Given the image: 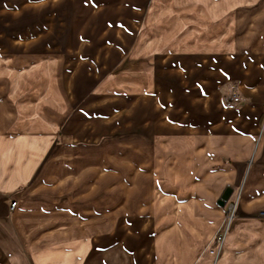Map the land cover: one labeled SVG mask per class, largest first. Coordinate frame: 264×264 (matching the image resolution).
Wrapping results in <instances>:
<instances>
[{
  "label": "rangeland",
  "instance_id": "374dc122",
  "mask_svg": "<svg viewBox=\"0 0 264 264\" xmlns=\"http://www.w3.org/2000/svg\"><path fill=\"white\" fill-rule=\"evenodd\" d=\"M181 3L191 5L185 12L192 16L178 19L167 8ZM196 19L203 28H194ZM190 27L198 30V51L208 41L213 50H223V38L243 28L241 51L264 52V0H0V110L7 114L0 133L14 152L8 164L18 165L23 152L34 147L44 156L29 185L57 182L60 198L70 196L83 213L102 209V203L104 212L117 205L120 212L151 216L165 203L171 209L176 186L188 179L180 175L188 166L185 154L177 151L173 126L176 120L190 121L194 100L190 86L182 88L174 77L181 58L165 63L170 49L145 53L143 40L178 37ZM143 79L146 94L158 89L145 111ZM219 90L220 102L235 105L229 97L239 95L238 82ZM27 136H44L50 143L22 144ZM14 138H21L18 144L11 143ZM189 148L183 143V152ZM45 189L41 196L46 199L58 195ZM21 190L0 194V205ZM224 195L227 190L222 202ZM237 196H227L226 226L236 213ZM8 216L0 208V217ZM7 229L0 224L1 232Z\"/></svg>",
  "mask_w": 264,
  "mask_h": 264
},
{
  "label": "crops",
  "instance_id": "0c3cea01",
  "mask_svg": "<svg viewBox=\"0 0 264 264\" xmlns=\"http://www.w3.org/2000/svg\"><path fill=\"white\" fill-rule=\"evenodd\" d=\"M189 7L167 5L178 19L192 16L185 12ZM195 24L194 28L204 27L197 19ZM242 29L235 28L233 37L223 38V50H213L208 41L198 51V30L193 32V27L178 37H157L151 43L152 35H148L143 40L144 52L170 49L162 57L165 63L181 58L180 64L175 62L179 68L174 77L182 88L185 83L190 86L194 100L190 121L176 120L173 126L177 151L185 154L188 166L180 175L188 179L176 186L179 189L169 204L172 208L167 209L165 203L158 215L120 212L119 205L105 211L111 213L107 215L103 203L102 209L91 206L96 209L81 212L73 207L70 196L60 198L57 182L29 185L43 153L34 147L24 149L18 165L8 164L14 152L8 151V138L0 133L4 137L0 142V194L22 189L10 203L1 200L0 208L9 216L0 217V224L9 230L0 231V264H264V217L260 216L264 211V52L241 51L247 33ZM230 32L229 28L224 36ZM200 71L203 74L194 80ZM143 81L145 111L158 89L154 95L146 94L147 82ZM233 82H238L239 95L246 103L225 106L219 87ZM153 102L152 113L156 111ZM6 121L7 114L0 110V132ZM19 139L11 143L18 144ZM22 139V144L31 146L50 143L44 136ZM183 143L190 145L189 151L183 152ZM45 188L58 195L44 198ZM226 190L230 199L238 195L236 213L227 226L230 200L219 202ZM37 194L42 198H33ZM13 200L17 201L15 208ZM220 234L222 242L214 256L210 250Z\"/></svg>",
  "mask_w": 264,
  "mask_h": 264
},
{
  "label": "built area",
  "instance_id": "2783aa9c",
  "mask_svg": "<svg viewBox=\"0 0 264 264\" xmlns=\"http://www.w3.org/2000/svg\"><path fill=\"white\" fill-rule=\"evenodd\" d=\"M229 101L232 104H235V105H242V104L246 103V99L245 98H243L241 95H237L235 93L230 95ZM16 205H17V201H14L13 204H12V208H15ZM234 209H235V205L231 204L230 207H229V210L232 211V213H233ZM260 216L264 217V211H262L260 213ZM229 219H230V217H229ZM221 242H222V236H218L216 238L217 245L214 247V250H210L211 254H214L215 252H218V246H220Z\"/></svg>",
  "mask_w": 264,
  "mask_h": 264
},
{
  "label": "water",
  "instance_id": "95a60500",
  "mask_svg": "<svg viewBox=\"0 0 264 264\" xmlns=\"http://www.w3.org/2000/svg\"><path fill=\"white\" fill-rule=\"evenodd\" d=\"M229 195H230V193L227 192V195H224V200L227 199L228 198L227 196H229ZM219 202L222 203V201H219Z\"/></svg>",
  "mask_w": 264,
  "mask_h": 264
}]
</instances>
